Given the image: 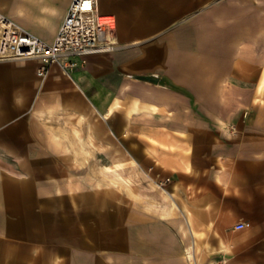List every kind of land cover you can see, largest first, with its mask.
<instances>
[{"label":"crops","instance_id":"obj_1","mask_svg":"<svg viewBox=\"0 0 264 264\" xmlns=\"http://www.w3.org/2000/svg\"><path fill=\"white\" fill-rule=\"evenodd\" d=\"M71 2L0 13L52 41ZM99 8L116 51L0 60V264H264V0Z\"/></svg>","mask_w":264,"mask_h":264},{"label":"built area","instance_id":"obj_2","mask_svg":"<svg viewBox=\"0 0 264 264\" xmlns=\"http://www.w3.org/2000/svg\"><path fill=\"white\" fill-rule=\"evenodd\" d=\"M117 28V16L102 12L99 0H72L52 41L0 13V60L35 59L38 75L45 78L56 63L74 67L75 57L86 61L89 55L116 51L120 47ZM236 227L244 228L245 223Z\"/></svg>","mask_w":264,"mask_h":264},{"label":"rangeland","instance_id":"obj_3","mask_svg":"<svg viewBox=\"0 0 264 264\" xmlns=\"http://www.w3.org/2000/svg\"><path fill=\"white\" fill-rule=\"evenodd\" d=\"M20 23V22H19ZM22 24L23 26H25V24L23 23H20ZM26 27V26H25ZM28 28V27H26ZM29 29V28H28ZM119 45L121 47V42L119 40ZM119 47V48H120ZM118 48V49H119ZM259 94H260V100H259V105L257 107H255V110L257 111H261V112H264V73H263V78H262V81H261V85L259 87ZM263 123H264V120H263ZM118 185V184H117ZM122 185V184H121ZM122 187V186H121Z\"/></svg>","mask_w":264,"mask_h":264},{"label":"bare ground","instance_id":"obj_4","mask_svg":"<svg viewBox=\"0 0 264 264\" xmlns=\"http://www.w3.org/2000/svg\"><path fill=\"white\" fill-rule=\"evenodd\" d=\"M9 61V60H8ZM27 67V66H26ZM25 69V68H24ZM84 119V118H83ZM93 127H94V125H92ZM92 128V127H91ZM95 130V129H94ZM97 130V129H96ZM74 131H76V135H79L80 136V130L78 129V128H76L75 127V129H74ZM92 133V132H91ZM93 134V133H92ZM79 136H77V137H79ZM80 138H81V140H82V142H84L85 143V140L80 136ZM90 139V138H89ZM115 159H117V158H115ZM117 164L119 165V163L117 162ZM40 169H42V168H40ZM133 190V189H132ZM131 190V191H132ZM134 191V190H133ZM134 192H136V191H134ZM105 216V215H104ZM106 218V217H105ZM103 220V219H102ZM104 222V221H103ZM108 223V222H107ZM196 236V235H195ZM100 238H101V236H100ZM103 239V238H102ZM107 239V238H106ZM100 241H101V239H100ZM104 251V250H103ZM101 262V261H100Z\"/></svg>","mask_w":264,"mask_h":264}]
</instances>
